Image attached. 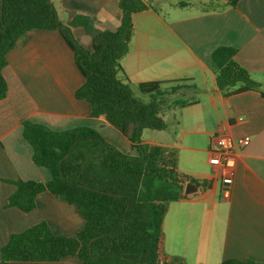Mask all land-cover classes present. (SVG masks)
Returning a JSON list of instances; mask_svg holds the SVG:
<instances>
[{"label":"crops","instance_id":"1","mask_svg":"<svg viewBox=\"0 0 264 264\" xmlns=\"http://www.w3.org/2000/svg\"><path fill=\"white\" fill-rule=\"evenodd\" d=\"M152 2L153 0H148ZM155 1V0H154ZM158 0V5L133 15L134 32L121 59L133 92L138 83L163 81L169 101L161 110L169 125L150 133L145 142L176 151L177 170L207 186L187 187V197L170 201L161 225L160 250L183 264H219L227 259L264 261V0ZM58 18L93 15L96 26L113 30L119 22L118 0H51ZM211 6H205L210 3ZM161 8L166 10L163 14ZM75 39L90 50V35L71 26ZM235 49L233 58L260 90L225 95L215 83L211 58L218 46ZM2 74L7 93L0 99V246L9 235L39 221L55 234L72 235L84 223L79 209L61 196L43 191L35 207L24 212L8 206L11 181H46L49 171L36 165L32 148L22 136L25 119L54 130L89 126L122 152L133 153L130 141L104 116H91L89 103L74 91L83 82L74 53L57 28H34L21 34L6 54ZM175 100L193 101L176 106ZM241 119H238V118ZM225 127L233 137L249 136L237 146L228 164L213 165L214 135ZM181 151L182 155H181ZM229 172L227 186L222 177ZM191 190V193H186ZM8 264H82L67 255L57 261H20Z\"/></svg>","mask_w":264,"mask_h":264},{"label":"trees","instance_id":"2","mask_svg":"<svg viewBox=\"0 0 264 264\" xmlns=\"http://www.w3.org/2000/svg\"><path fill=\"white\" fill-rule=\"evenodd\" d=\"M234 5L236 0H227ZM181 7L190 2L179 0ZM119 22L113 29L96 26L93 15L76 14L69 22L58 18L51 0H0V99L7 93L2 74L6 54L17 38L34 28H57L74 53L83 75L74 91L90 106V115L104 116L131 143L133 153L122 152L96 129L77 126L54 130L25 119L22 136L32 148L33 162L46 168V181L16 179L7 205L24 212L35 207L36 196L50 191L74 204L83 226L72 235L55 234L46 221H39L11 233L0 246V264L13 260L57 261L67 255L82 264H183L160 250L161 225L170 201L187 197L185 182L206 187L177 170L176 151L145 142L144 128L161 130V110L169 101L163 81L138 83L136 96L121 59L127 53L134 32L133 15L154 8L148 0H118ZM212 4L206 3L210 7ZM80 25L90 35L92 47L84 48L71 26ZM235 49L218 46L211 58L216 65L215 83L225 95L260 90L249 72L234 60ZM264 94V91H261ZM193 101L175 100L176 106ZM219 264H264L254 260L227 259Z\"/></svg>","mask_w":264,"mask_h":264},{"label":"built area","instance_id":"3","mask_svg":"<svg viewBox=\"0 0 264 264\" xmlns=\"http://www.w3.org/2000/svg\"><path fill=\"white\" fill-rule=\"evenodd\" d=\"M238 119H241L240 117ZM215 141L217 143V150L213 152L212 156L209 158V162L213 165H225L228 164L231 156V152L237 146H245L249 143L250 137L231 136L225 127H219L214 135ZM232 182V174L229 172L227 175L222 177V183L225 185V191L227 186Z\"/></svg>","mask_w":264,"mask_h":264},{"label":"rangeland","instance_id":"4","mask_svg":"<svg viewBox=\"0 0 264 264\" xmlns=\"http://www.w3.org/2000/svg\"><path fill=\"white\" fill-rule=\"evenodd\" d=\"M153 4L154 5H158V0H153ZM161 11H162V13L163 14H166V10L164 9V8H161ZM134 94L137 96V93L136 92H134ZM167 97L169 98V94L167 95ZM141 99H144V100H146L147 98H141ZM160 115L162 116V118L165 120V124L166 125H169V120H168V118L166 117V115L164 114V113H160ZM157 133V134H159V133H163L164 131H159V130H157V129H150V128H147V129H145V132H144V139H157L156 138V136L154 137V136H151V134L150 133ZM182 152L183 151H181L180 153H181V155H182Z\"/></svg>","mask_w":264,"mask_h":264},{"label":"water","instance_id":"5","mask_svg":"<svg viewBox=\"0 0 264 264\" xmlns=\"http://www.w3.org/2000/svg\"><path fill=\"white\" fill-rule=\"evenodd\" d=\"M186 186H187V187H192V188H194V189L197 187V186H196L195 184H193L192 182H188ZM185 192H186V193H191L192 191H191V190H186Z\"/></svg>","mask_w":264,"mask_h":264}]
</instances>
